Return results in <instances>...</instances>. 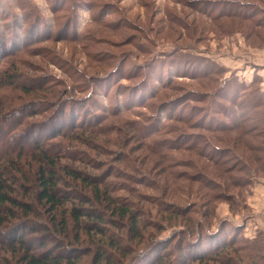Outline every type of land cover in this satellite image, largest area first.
<instances>
[{
    "label": "rangeland",
    "instance_id": "374dc122",
    "mask_svg": "<svg viewBox=\"0 0 264 264\" xmlns=\"http://www.w3.org/2000/svg\"><path fill=\"white\" fill-rule=\"evenodd\" d=\"M0 72L17 85L0 99L29 107L19 128L86 129L48 142L137 214L103 264L218 232L206 264H264V0H0Z\"/></svg>",
    "mask_w": 264,
    "mask_h": 264
},
{
    "label": "trees",
    "instance_id": "16d2710c",
    "mask_svg": "<svg viewBox=\"0 0 264 264\" xmlns=\"http://www.w3.org/2000/svg\"><path fill=\"white\" fill-rule=\"evenodd\" d=\"M6 74L0 72V89L16 88L15 78ZM22 89L29 94L26 85ZM28 110H10L0 99V264H81L82 256L90 254L91 264L115 262L113 253L121 255L126 248L109 229L120 230L125 220L136 227L137 214L112 197L104 181L85 175L76 166L80 158H73L76 153L69 152L67 144L48 142L59 136L68 143H86L80 137L86 129L70 134L73 125L66 137L56 119L24 131L19 125ZM220 233L207 239L198 234L195 244L175 247L180 252L174 260L169 257L174 251L166 247L152 264H206L218 259L227 246ZM34 240L39 241L38 251L31 244ZM85 243L95 244L94 252L82 246Z\"/></svg>",
    "mask_w": 264,
    "mask_h": 264
},
{
    "label": "clouds",
    "instance_id": "9594fccd",
    "mask_svg": "<svg viewBox=\"0 0 264 264\" xmlns=\"http://www.w3.org/2000/svg\"><path fill=\"white\" fill-rule=\"evenodd\" d=\"M17 11H19V10H17Z\"/></svg>",
    "mask_w": 264,
    "mask_h": 264
}]
</instances>
